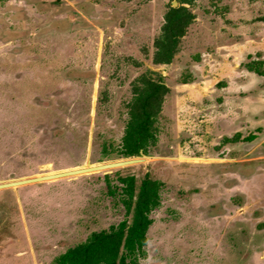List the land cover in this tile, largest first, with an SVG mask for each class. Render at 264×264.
Wrapping results in <instances>:
<instances>
[{"label": "rangeland", "instance_id": "obj_1", "mask_svg": "<svg viewBox=\"0 0 264 264\" xmlns=\"http://www.w3.org/2000/svg\"><path fill=\"white\" fill-rule=\"evenodd\" d=\"M141 155L1 188L0 264L129 223L144 181L134 264H264V0H0V184Z\"/></svg>", "mask_w": 264, "mask_h": 264}, {"label": "trees", "instance_id": "obj_2", "mask_svg": "<svg viewBox=\"0 0 264 264\" xmlns=\"http://www.w3.org/2000/svg\"><path fill=\"white\" fill-rule=\"evenodd\" d=\"M159 87L151 88L146 94L140 105L142 119H138L133 134L128 133L126 139L132 135L136 139L134 147L129 150L125 157L134 156L139 150L144 148V140L147 138V132L151 129V120L153 114L148 112V107L156 101ZM152 90V91H151ZM109 155H105L108 158ZM148 182L144 181L139 195L137 197L139 204L147 202L152 199L154 202L156 198L152 193V189L148 187ZM131 190V189H130ZM125 195L128 198L124 203L126 208V216L131 213V221H123L117 228L109 227L107 230L99 233H91L87 242L80 246L68 250L65 254L54 260L53 264H134L135 258L133 253L141 248L144 243L145 231L149 225L148 214L151 209L145 208L143 205L137 204L134 211H130V197L131 191H127ZM155 206V205H154ZM123 249L124 254H120V249Z\"/></svg>", "mask_w": 264, "mask_h": 264}, {"label": "water", "instance_id": "obj_3", "mask_svg": "<svg viewBox=\"0 0 264 264\" xmlns=\"http://www.w3.org/2000/svg\"><path fill=\"white\" fill-rule=\"evenodd\" d=\"M144 158L145 157L143 155H141L140 158H134V159L124 160V161H119V162H114V163H106V164H101V165H96V166H89L88 168L74 169V170L54 173V174L45 175V176L34 177V178H30V179H25V180L4 183V184H0V189L6 188V187L22 185V184H27V183H41L44 181L66 178V177H70V176H76V175H81V174L94 173V172H98V171H105L108 169L126 167V166H130V165L140 163Z\"/></svg>", "mask_w": 264, "mask_h": 264}, {"label": "bare ground", "instance_id": "obj_4", "mask_svg": "<svg viewBox=\"0 0 264 264\" xmlns=\"http://www.w3.org/2000/svg\"><path fill=\"white\" fill-rule=\"evenodd\" d=\"M85 168H88V167H85ZM50 175V174H49Z\"/></svg>", "mask_w": 264, "mask_h": 264}]
</instances>
